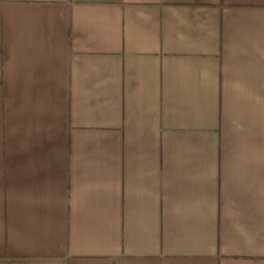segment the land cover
I'll return each instance as SVG.
<instances>
[{"label": "crops", "instance_id": "0c3cea01", "mask_svg": "<svg viewBox=\"0 0 264 264\" xmlns=\"http://www.w3.org/2000/svg\"><path fill=\"white\" fill-rule=\"evenodd\" d=\"M0 264H264V0H0Z\"/></svg>", "mask_w": 264, "mask_h": 264}]
</instances>
